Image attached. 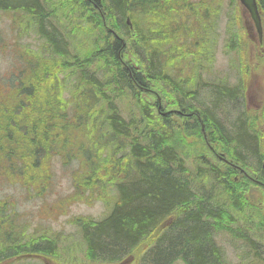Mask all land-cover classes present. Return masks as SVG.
Returning a JSON list of instances; mask_svg holds the SVG:
<instances>
[{"label": "trees", "instance_id": "16d2710c", "mask_svg": "<svg viewBox=\"0 0 264 264\" xmlns=\"http://www.w3.org/2000/svg\"><path fill=\"white\" fill-rule=\"evenodd\" d=\"M75 1L0 0V26L12 16L36 38L33 48L21 34L9 42L0 28V48L19 62L0 73V170L35 195L55 162L74 165V197L108 210L70 222L77 237L66 247L58 233L29 232L0 199V264L21 254L61 264H228L220 236L234 242L237 264L264 262V100L248 110L242 84L254 71L264 76V32L255 45L230 0L222 49L235 56L233 72L218 77L222 0ZM257 4L264 26V0Z\"/></svg>", "mask_w": 264, "mask_h": 264}, {"label": "rangeland", "instance_id": "374dc122", "mask_svg": "<svg viewBox=\"0 0 264 264\" xmlns=\"http://www.w3.org/2000/svg\"><path fill=\"white\" fill-rule=\"evenodd\" d=\"M67 1L74 5H77L78 3L75 0ZM229 2L230 0H222V15L216 25L217 31H215L218 38L215 53V75L218 77H224L222 74L225 73L231 74L232 69L229 64V60L235 58L234 54L230 53L226 55L222 49L225 42L226 29L224 24V15L230 11ZM236 3L239 6L237 1ZM89 10L91 11V9ZM44 11L46 12L45 9ZM4 20L2 22L4 28L2 25L0 28L2 36L7 41H14L18 38L19 34L22 35L20 27L12 16H9ZM25 34L26 35H22L21 44H27L33 48L35 39L33 33L28 30ZM252 34L254 38L253 43L257 45L256 32L253 31ZM246 54H248V57L244 62L251 63V50L247 51ZM78 56L79 55L77 54V57ZM13 67H19V62H16L13 59V52L9 48H0V73H4L7 77L9 73L13 71ZM103 68L108 69L105 66H103ZM217 70H219V72ZM29 71L30 70L28 69V72ZM22 73L24 74V72ZM261 73V71H254L248 78L244 75V81H242V84L246 80V88H243V90H245L246 93L245 103L247 104L248 110H258L262 108V101L264 100V76ZM227 78H233V75L227 76ZM202 96L205 95L202 93ZM144 109L148 108L144 107ZM228 110L231 117L234 116L231 109L229 108ZM145 114H149V112L146 110ZM136 134L137 130L133 132L132 136H135ZM140 134H144L143 129H140ZM74 169V165L64 167L59 162H55L53 164V173L48 177V185L46 189H43L40 193L35 195H29L26 192V189L20 186V183H22L21 179H23L22 177H18V179L8 178L4 176V173L0 170V199H8L14 203L15 209L21 212L19 217L20 222L26 225L29 232L44 230L49 234L58 233L60 242H65L66 244L60 245L72 247L75 245L77 234L76 230H74V226L71 225L70 222L74 223L75 218L84 217L99 219L102 218L108 210V208L102 202L98 201L96 197H89L91 199H78L74 197L75 190L72 185ZM73 197L75 199H73ZM258 205L264 207V199L260 200ZM218 243L225 249V253L228 255V264H237L238 260L236 258L239 257L235 256L231 245V243L234 242L227 236H220L218 238ZM261 248L264 251V245H261ZM261 256H264V254ZM31 258L35 257L26 256L23 259L14 261L13 264H44L41 261L37 262L35 259ZM61 260L63 262L62 258ZM74 260L76 262L84 261L83 257ZM67 264H70V262L68 261ZM258 264H264V262H258Z\"/></svg>", "mask_w": 264, "mask_h": 264}, {"label": "water", "instance_id": "95a60500", "mask_svg": "<svg viewBox=\"0 0 264 264\" xmlns=\"http://www.w3.org/2000/svg\"><path fill=\"white\" fill-rule=\"evenodd\" d=\"M239 1L247 9L253 21V27L255 28L258 37L261 38L262 25H261V18L258 12L256 0H239ZM250 37H251V33H250Z\"/></svg>", "mask_w": 264, "mask_h": 264}, {"label": "bare ground", "instance_id": "6f19581e", "mask_svg": "<svg viewBox=\"0 0 264 264\" xmlns=\"http://www.w3.org/2000/svg\"><path fill=\"white\" fill-rule=\"evenodd\" d=\"M44 2V1H43ZM81 2H82V0H81ZM80 3V2H79ZM57 7H58V5H57ZM132 7H133V5H132ZM23 8V7H22ZM21 8V9H22ZM155 8V7H154ZM91 12V11H90ZM158 12V11H157ZM39 14H41V13H39ZM54 15V14H53ZM74 34V33H73ZM54 35V34H53ZM70 35V34H69ZM122 35V34H121ZM55 36V35H54ZM36 39V38H35ZM143 40V39H142ZM60 41V40H59ZM63 43V42H62ZM54 44V43H53ZM44 45V44H43ZM66 45V44H65ZM178 46V45H177ZM60 47V46H59ZM61 48V47H60ZM170 59V58H169ZM28 61V60H27ZM126 61V60H125ZM157 65V64H156ZM49 66V65H48ZM88 73V72H87ZM109 73V72H108ZM85 76V75H84ZM109 79V78H108ZM202 83V82H201ZM127 85V84H126ZM232 86V85H231ZM239 87V86H238ZM83 90V89H82ZM137 92V91H136ZM180 92V91H179ZM190 94V93H189ZM97 95V94H96ZM76 97V96H75ZM80 97V96H79ZM90 97V96H89ZM80 99V98H79ZM86 100V99H85ZM74 101V100H73ZM81 102V101H80ZM95 102V101H94ZM179 104V103H178ZM61 106V105H60ZM82 106V105H81ZM181 106V105H180ZM158 107V106H157ZM179 107V106H178ZM77 109V108H76ZM183 113V112H182ZM66 114V113H65ZM62 115V114H61ZM78 117V116H77ZM104 117H106V116H104ZM126 118V117H125ZM108 119V118H107ZM108 121V120H107ZM43 122V121H42ZM184 122V121H183ZM189 122V121H188ZM116 123V122H115ZM129 123H130V121H129ZM82 124V123H81ZM260 124V123H259ZM65 126V125H64ZM95 127V126H94ZM150 127V126H149ZM152 127V126H151ZM152 128H154V127H152ZM211 129V128H210ZM155 131V130H154ZM206 131H208L207 129H206ZM186 132V131H185ZM209 132V131H208ZM10 133V132H9ZM218 133V132H217ZM130 134V133H129ZM135 134V133H134ZM190 134V133H189ZM136 136V135H135ZM196 136V135H195ZM130 137V136H129ZM133 137V136H132ZM133 138H135V137H133ZM132 138V139H133ZM150 138V137H149ZM152 138V137H151ZM65 139V138H64ZM220 140V139H219ZM157 141V140H156ZM178 141V140H177ZM185 141V140H184ZM93 142V141H92ZM91 142V143H92ZM137 143H139L138 141H137ZM149 143V142H148ZM140 144V143H139ZM95 145V144H94ZM145 145V144H144ZM147 145V144H146ZM160 145V144H159ZM136 146V145H135ZM64 147V146H63ZM95 147V146H94ZM153 147V146H152ZM96 149V148H95ZM153 149V148H152ZM186 149V148H185ZM8 150V149H7ZM58 151V150H57ZM98 153V152H97ZM232 153V152H231ZM88 154V153H87ZM138 156V155H137ZM145 156V155H144ZM262 157V156H261ZM242 164V163H241ZM150 165V164H149ZM202 166V165H201ZM36 167V166H35ZM230 167V166H229ZM138 168V167H137ZM185 170V169H184ZM206 170V169H205ZM236 182V181H235ZM110 183V182H109ZM102 188V187H101ZM207 190V189H206ZM104 191V190H103ZM65 197V196H64ZM238 204V203H237ZM244 205V204H243ZM110 206V205H109ZM213 206V205H212ZM171 211V210H170ZM21 213V212H20ZM33 214V213H32ZM250 218V217H249ZM102 220V219H101ZM174 220H175V218H174ZM176 222V221H175ZM233 222V221H232ZM87 227V226H86ZM238 227V226H237ZM11 229V228H10ZM170 232V231H169ZM42 234V233H41ZM213 235V234H212ZM39 236V235H38ZM79 237V236H78ZM244 238V237H243ZM81 239V238H80ZM211 239V238H210ZM4 249V248H3ZM9 256V255H8ZM177 261V260H176ZM214 263V262H213Z\"/></svg>", "mask_w": 264, "mask_h": 264}, {"label": "flooded vegetation", "instance_id": "af4514ba", "mask_svg": "<svg viewBox=\"0 0 264 264\" xmlns=\"http://www.w3.org/2000/svg\"><path fill=\"white\" fill-rule=\"evenodd\" d=\"M249 25V27H250V30H249V34L251 33L250 31H253V28L251 27V22H250V24H248ZM189 71L188 70H186V73H188Z\"/></svg>", "mask_w": 264, "mask_h": 264}]
</instances>
